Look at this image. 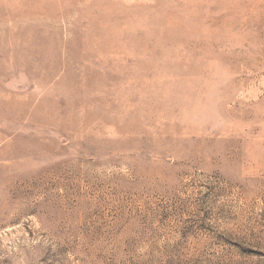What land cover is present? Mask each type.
<instances>
[{
  "label": "rangeland",
  "instance_id": "1",
  "mask_svg": "<svg viewBox=\"0 0 264 264\" xmlns=\"http://www.w3.org/2000/svg\"><path fill=\"white\" fill-rule=\"evenodd\" d=\"M0 264H264V0H0Z\"/></svg>",
  "mask_w": 264,
  "mask_h": 264
}]
</instances>
